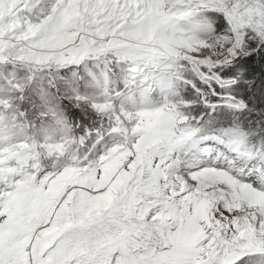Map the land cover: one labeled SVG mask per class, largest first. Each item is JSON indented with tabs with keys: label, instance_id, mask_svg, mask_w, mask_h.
Returning <instances> with one entry per match:
<instances>
[{
	"label": "snow or ice",
	"instance_id": "obj_1",
	"mask_svg": "<svg viewBox=\"0 0 264 264\" xmlns=\"http://www.w3.org/2000/svg\"><path fill=\"white\" fill-rule=\"evenodd\" d=\"M0 264H264V0H0Z\"/></svg>",
	"mask_w": 264,
	"mask_h": 264
}]
</instances>
